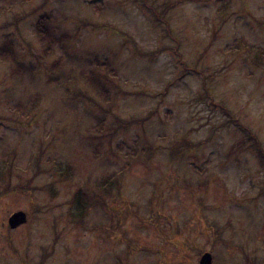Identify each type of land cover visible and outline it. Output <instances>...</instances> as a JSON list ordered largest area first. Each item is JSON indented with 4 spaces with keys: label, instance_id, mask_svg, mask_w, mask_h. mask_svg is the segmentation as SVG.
Masks as SVG:
<instances>
[{
    "label": "rangeland",
    "instance_id": "374dc122",
    "mask_svg": "<svg viewBox=\"0 0 264 264\" xmlns=\"http://www.w3.org/2000/svg\"><path fill=\"white\" fill-rule=\"evenodd\" d=\"M5 42L0 264H264V164L230 121L264 150V0H0Z\"/></svg>",
    "mask_w": 264,
    "mask_h": 264
},
{
    "label": "trees",
    "instance_id": "16d2710c",
    "mask_svg": "<svg viewBox=\"0 0 264 264\" xmlns=\"http://www.w3.org/2000/svg\"><path fill=\"white\" fill-rule=\"evenodd\" d=\"M49 22H50V16L48 14L44 13V14H41L37 18V21H36V23L34 25V29L36 31L37 36L39 37V39H41V41L44 44H46V47L44 49L45 52H48L51 49V46H52V44L55 41H58V40H61V39L64 38V37L55 38L51 34V32L49 30V24H48ZM255 51H256L257 54L264 55L263 49L259 48V49H256ZM0 57L1 58H6V59H13L14 56H13L12 50L10 49L9 42H5L4 45H2L0 47ZM99 65L103 66V67L104 66L106 67L107 63H101ZM95 77L96 78H93L91 76V77L87 78L85 81L88 82L89 86H91L94 89L99 90L101 92V94H103L105 92L104 83H103V81H101L99 79V77H97V76H95ZM222 109H224L229 114V112L225 108L222 107ZM230 121L234 124V126L238 129V131L241 132L244 135V140H246V141L251 143L252 150H253V148L255 149L257 157L259 158V161L262 162V164H264V150H263L258 138L246 126H243L239 122L238 119L231 117ZM69 167L70 166H67L63 171L64 172L68 171ZM76 198L78 199L77 204H80L81 206L86 201L85 197H83L80 193H78L77 196H74V199H76ZM81 199H82V202H80ZM88 200L90 201L89 198H88ZM78 208H79V205H78Z\"/></svg>",
    "mask_w": 264,
    "mask_h": 264
},
{
    "label": "water",
    "instance_id": "95a60500",
    "mask_svg": "<svg viewBox=\"0 0 264 264\" xmlns=\"http://www.w3.org/2000/svg\"><path fill=\"white\" fill-rule=\"evenodd\" d=\"M26 220V214L23 211H16L13 212L9 217H8V225L11 228H14L22 223H24ZM211 254L210 253H204L200 257L199 264H211Z\"/></svg>",
    "mask_w": 264,
    "mask_h": 264
}]
</instances>
